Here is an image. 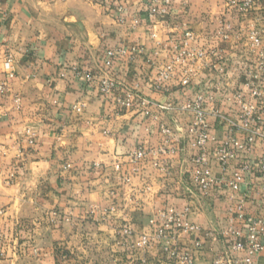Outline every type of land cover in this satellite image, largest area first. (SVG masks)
I'll list each match as a JSON object with an SVG mask.
<instances>
[{
  "label": "crops",
  "instance_id": "obj_1",
  "mask_svg": "<svg viewBox=\"0 0 264 264\" xmlns=\"http://www.w3.org/2000/svg\"><path fill=\"white\" fill-rule=\"evenodd\" d=\"M143 1L0 0V264H59L61 244L82 250L83 264L94 255L93 264L244 256L232 251L246 241L233 216L264 214V0H172L153 18ZM187 30L189 56L165 80L160 72ZM119 49L125 55L105 66L107 51ZM102 80L114 86L103 92ZM125 99L131 105L120 107ZM244 104L256 107L263 131L250 145ZM224 148L234 156L221 163ZM201 152L218 180L207 194L192 173ZM185 208L193 231L157 235L167 223L161 213ZM142 234H154L144 250L135 245ZM254 264H264V251Z\"/></svg>",
  "mask_w": 264,
  "mask_h": 264
},
{
  "label": "built area",
  "instance_id": "obj_2",
  "mask_svg": "<svg viewBox=\"0 0 264 264\" xmlns=\"http://www.w3.org/2000/svg\"><path fill=\"white\" fill-rule=\"evenodd\" d=\"M252 0H245L244 5L247 6L251 3ZM172 4V0H144L143 7L145 9L146 16L148 18L158 17L166 14L167 8ZM154 37V34H152ZM193 39V34L191 31L187 30L184 32V39L182 40V46L179 47L178 53L175 55L173 61L164 66V68L160 72L161 78L168 80L172 75V70L174 69V65L176 63L184 62L185 59L189 56L185 47L188 45V42ZM252 39L257 42V38L255 34H252ZM125 49H119L117 52L113 50L107 51V57L104 60V64L107 67L113 66V59L117 54L125 55ZM12 58L10 56H6L4 61V69L7 73V77L11 78L13 76V64ZM261 71L264 73V65L260 67ZM183 84L188 83V79H182ZM114 83L108 80H102L100 89L103 92H108ZM7 89L6 83L0 84V91H5ZM254 95L258 94V91L252 92ZM15 105H18L19 98L15 97L13 99ZM118 105L120 107H128L131 105V101L129 99L119 100ZM184 107L188 110H193L196 112L197 119L199 122L203 121V114L198 107V104L195 102H187ZM243 115H242V126L248 132V136L246 138V144H252L255 139L259 136L263 135V131L260 126V118L255 116L254 113L256 111V107L254 105H242ZM259 115L264 116V106L259 107ZM1 118V113H0ZM204 142V135L201 134L200 138L197 140L196 144L201 146ZM143 155V151H138L136 153L137 157H141ZM234 153L227 148L221 149L219 151V160L221 163H224L228 158H232ZM193 179L196 184L200 187L204 194H207L210 189L218 183V180L214 177L211 168L207 165L206 156L204 152H201L198 156L195 157L193 162ZM252 166L246 164L243 169L248 170ZM258 172L262 179L261 183V192L264 194V150L258 160ZM240 177L237 176V179ZM231 187L237 188V182L232 181L230 184ZM247 198V196H245ZM243 200H241L236 209L240 210L242 206ZM189 208H185V210L181 213L174 212H164L160 214V217L165 219L167 223H165V227L159 229L157 231V235H165L164 229L171 231L172 229L183 230V231H193L195 226L193 224L185 221L183 217L189 212ZM234 219H238L242 221V224L245 227L246 241H237L232 246V251H244V256H235L229 251L223 252L215 257L212 264H254V258L259 253L264 251V214H247L243 215L241 213H237L233 216ZM171 224L170 227H168ZM232 234L236 236H240L241 232H235L231 229ZM154 234H142L137 241L136 245L140 248H147L150 243L153 241ZM171 237L169 236L168 241H170ZM197 247H200L201 243L199 241L195 242ZM176 256H178V250L174 249L173 252ZM180 261L183 264H193V258L191 257L189 252H185L180 255ZM142 264V263H141Z\"/></svg>",
  "mask_w": 264,
  "mask_h": 264
},
{
  "label": "rangeland",
  "instance_id": "obj_3",
  "mask_svg": "<svg viewBox=\"0 0 264 264\" xmlns=\"http://www.w3.org/2000/svg\"><path fill=\"white\" fill-rule=\"evenodd\" d=\"M264 65V64H263ZM263 65H261L260 67H262ZM259 67V69H260ZM261 71V69H260ZM242 108V107H241ZM243 111V109H242ZM241 111V120H242V112ZM123 232H124V235H128L130 234V229L126 226V227H123L122 228ZM140 238V237H139ZM139 240V239H138ZM137 240V241H138ZM136 241V243H137ZM135 243V245H136ZM137 248L141 249V250H144L143 248H140L136 245ZM61 252L59 253V264H83V261H84V258H83V254H82V250H75L73 253L71 252L70 249L67 248V245L66 244H61L60 245V249H59ZM99 256H91V262L92 264L93 263H98L99 262ZM125 262V260H124Z\"/></svg>",
  "mask_w": 264,
  "mask_h": 264
}]
</instances>
